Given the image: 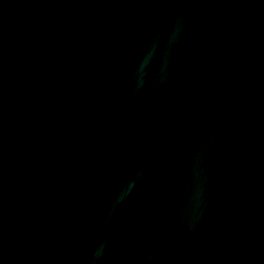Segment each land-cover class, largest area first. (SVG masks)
<instances>
[{
  "label": "water",
  "instance_id": "1",
  "mask_svg": "<svg viewBox=\"0 0 264 264\" xmlns=\"http://www.w3.org/2000/svg\"><path fill=\"white\" fill-rule=\"evenodd\" d=\"M0 264H264V0H0Z\"/></svg>",
  "mask_w": 264,
  "mask_h": 264
}]
</instances>
